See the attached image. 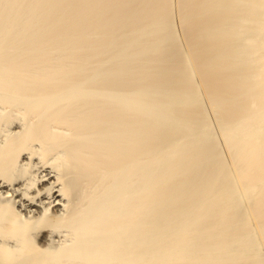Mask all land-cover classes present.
<instances>
[{
    "label": "bare ground",
    "instance_id": "obj_1",
    "mask_svg": "<svg viewBox=\"0 0 264 264\" xmlns=\"http://www.w3.org/2000/svg\"><path fill=\"white\" fill-rule=\"evenodd\" d=\"M0 264H264V0H0Z\"/></svg>",
    "mask_w": 264,
    "mask_h": 264
}]
</instances>
